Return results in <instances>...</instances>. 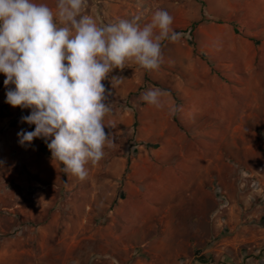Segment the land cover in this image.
Instances as JSON below:
<instances>
[{"label": "rangeland", "instance_id": "374dc122", "mask_svg": "<svg viewBox=\"0 0 264 264\" xmlns=\"http://www.w3.org/2000/svg\"><path fill=\"white\" fill-rule=\"evenodd\" d=\"M88 1L85 13L100 26L139 16L142 27L164 9L183 35L162 42L159 69L129 63L102 81L112 104L104 123L114 125L105 132L114 143L86 165L83 180L53 160L52 137L19 144L21 129H35L21 121L31 109L6 103L15 86L5 87L0 73V264H93L108 259L101 256L108 237L120 231L122 238L125 228L130 249L116 239L111 258L158 264L159 237L174 224L189 254L205 252L208 264H226V254L264 264V0ZM34 2L56 10V0ZM113 76L124 80L113 87ZM152 88L166 91L163 108L140 100ZM196 147L222 170L213 172L201 203L179 212L196 216L194 232L190 220L165 215L177 200L179 165L189 168Z\"/></svg>", "mask_w": 264, "mask_h": 264}, {"label": "clouds", "instance_id": "9594fccd", "mask_svg": "<svg viewBox=\"0 0 264 264\" xmlns=\"http://www.w3.org/2000/svg\"><path fill=\"white\" fill-rule=\"evenodd\" d=\"M87 5L88 0H56L54 12L34 0H0V73L5 87L15 86L6 92V103L30 108L21 121L35 125L17 133L19 144L52 137L46 142L53 160L80 180L88 175L86 165L99 163L114 143L105 132L114 125L104 123L112 104L106 103L102 81L129 63L159 69L162 42L183 35L172 29L173 17L164 9L142 27L139 16L100 26L85 13ZM123 80L113 76L112 86ZM166 94L152 88L140 100L160 109Z\"/></svg>", "mask_w": 264, "mask_h": 264}, {"label": "crops", "instance_id": "0c3cea01", "mask_svg": "<svg viewBox=\"0 0 264 264\" xmlns=\"http://www.w3.org/2000/svg\"><path fill=\"white\" fill-rule=\"evenodd\" d=\"M106 3V1L104 0ZM89 3V1H88ZM93 5L90 6H96V4L91 1ZM89 6V4L87 5ZM204 131V133L202 132ZM199 135H210L209 132L205 130H201L198 132ZM179 154L182 157H185V152L182 148L179 149ZM191 160L189 168L186 169V166H184L182 163L179 165V171L181 173L178 175V184L177 186V192H174V197H177V200H175V203L172 206V212L170 215H165V217L171 218L172 220H179L182 219H188L190 220V226L189 229L194 232H196V227L192 225L191 220L196 218V216L192 215L191 212H186L183 215H180L179 212H183L186 208V204H195L201 203L202 198L205 197L206 193L209 194L210 191V185L213 177L214 171H221L222 166H219L216 161L212 158V154L210 151L201 150L200 147H196L195 153L193 155V158H189ZM193 160V162H192ZM224 167V166H223ZM185 170H188L191 172H194V175L185 173ZM187 174V175H186ZM186 177V178H185ZM220 188V187H219ZM204 195V196H203ZM173 200V201H174ZM188 209V208H186ZM188 211V210H187ZM246 228L243 227V230L241 234H244V230ZM126 228L124 229V235L122 238H119L122 233H111V235L107 239V251L108 253L105 255H101L102 257H108L107 258H96L93 261V264H125L122 261H125V258H121L122 260L116 259L115 257L111 258V255L109 253V250H115L116 246V239H120L121 246H118V248H123L124 250H129L131 244L126 239ZM180 234V231L178 227L174 224L173 226H167L163 229V233L159 237L160 242L157 244V248L155 249L157 252V255L161 258V263L158 264H208V258L205 256V252H202L201 254L194 253L192 255L189 254V247L187 246V243L183 245L180 239H178V235ZM119 235V236H118ZM172 236V243L169 242V236ZM118 237V238H117ZM243 240L245 239V235L243 236ZM106 247V246H105ZM103 249V248H101ZM229 251V248L224 247L222 251ZM100 256V255H99ZM183 256L184 258H181ZM264 257V254H263ZM225 259V260H224ZM223 261L226 264H240L242 262L241 259H236L234 257H230V254H226ZM210 264V263H209Z\"/></svg>", "mask_w": 264, "mask_h": 264}, {"label": "trees", "instance_id": "16d2710c", "mask_svg": "<svg viewBox=\"0 0 264 264\" xmlns=\"http://www.w3.org/2000/svg\"><path fill=\"white\" fill-rule=\"evenodd\" d=\"M195 24H196V23H194V25H195ZM171 93L174 94V92H171ZM173 119L176 120V114L174 115ZM41 140L44 141L43 138H41Z\"/></svg>", "mask_w": 264, "mask_h": 264}]
</instances>
